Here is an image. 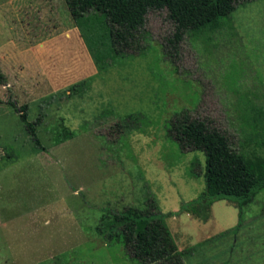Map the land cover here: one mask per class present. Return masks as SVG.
I'll use <instances>...</instances> for the list:
<instances>
[{"label":"rangeland","instance_id":"1","mask_svg":"<svg viewBox=\"0 0 264 264\" xmlns=\"http://www.w3.org/2000/svg\"><path fill=\"white\" fill-rule=\"evenodd\" d=\"M113 26L121 55L102 69L69 0H0V264H138L109 241L131 206L162 213L184 264H264V190L241 222L228 200L182 211L206 192V156L168 128L187 109L264 160V0L176 46L167 11L144 40Z\"/></svg>","mask_w":264,"mask_h":264},{"label":"trees","instance_id":"2","mask_svg":"<svg viewBox=\"0 0 264 264\" xmlns=\"http://www.w3.org/2000/svg\"><path fill=\"white\" fill-rule=\"evenodd\" d=\"M240 0H69L70 9L96 64L104 69L120 57L116 50L114 23L147 39L145 30L150 11H167L175 25L169 42L179 45L191 30L218 27L230 18ZM20 119L37 145H41L36 124L28 120V106L20 109ZM131 117V116H129ZM140 115L134 116L138 118ZM133 118V117H131ZM175 142L182 148L201 150L206 156V192L183 206L182 211L197 213L198 205L212 206L228 200L239 208L240 222L244 208L264 190V160L251 161L237 153L229 137L208 122L193 118L187 109L169 122ZM71 133V132H68ZM193 208V209H191ZM190 209V210H189ZM122 228L109 241L130 249L138 264H184L163 215L155 210L127 207L114 214Z\"/></svg>","mask_w":264,"mask_h":264}]
</instances>
